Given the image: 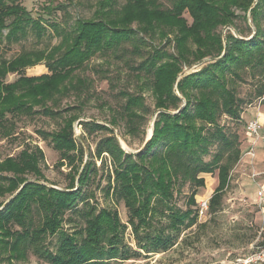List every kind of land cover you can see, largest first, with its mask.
Segmentation results:
<instances>
[{
    "label": "trees",
    "instance_id": "obj_1",
    "mask_svg": "<svg viewBox=\"0 0 264 264\" xmlns=\"http://www.w3.org/2000/svg\"><path fill=\"white\" fill-rule=\"evenodd\" d=\"M165 1L169 5L161 0H125L117 7L115 0H97L94 16L75 19L68 30L54 22L48 24L54 34H61L57 44L48 49L22 50L10 59L0 57L1 134L9 135L3 124L6 113L58 116L59 128L40 135L50 138L60 158L72 163L79 150L81 160L83 156V147L73 138L78 114L62 116L61 110L47 103L54 104L58 96L79 89L84 80L73 82L75 71L93 56L115 52L126 43H132L133 51L140 54L134 41L145 43L144 36L165 42L152 45L148 56L134 67L136 73L150 75L149 89L157 110L152 135L141 150L125 151L113 129L123 121L127 134L146 132L149 108L144 96L123 92L125 101L109 119L113 128L94 120L82 122L105 135L96 142L93 153L90 150L92 160L80 170L73 169L65 188L40 181L43 174L39 162L44 153L37 145L0 160V198L7 195L0 201V264L26 260L28 253L45 264H103L130 259L140 251L165 252L184 229L196 224L195 196L205 185L202 174L215 170L218 185L209 197L208 210L215 212L220 206L230 170L241 154L238 135L227 132L219 123L223 115L232 119L241 115L245 101L237 96L234 82L242 80L244 74L262 79L255 96L264 95V0ZM55 8L47 6L48 11ZM43 21L34 18L20 0H0V45L18 42L30 31L41 38L46 33ZM170 45L172 51L167 49ZM39 63L47 72H24ZM193 65L198 69L183 72L184 67ZM9 73L17 77L5 82ZM93 154L101 159L110 157L104 194L123 202L138 252H131L124 243L127 226L118 211L97 209L89 202L90 194L84 186L96 170ZM29 174L35 179L30 180ZM185 185L189 192L186 208L182 209L174 199ZM70 210L81 212L83 217V226L73 233L61 229ZM53 235H58V242L51 249L45 246V240Z\"/></svg>",
    "mask_w": 264,
    "mask_h": 264
},
{
    "label": "rangeland",
    "instance_id": "obj_2",
    "mask_svg": "<svg viewBox=\"0 0 264 264\" xmlns=\"http://www.w3.org/2000/svg\"><path fill=\"white\" fill-rule=\"evenodd\" d=\"M20 1L34 18L44 19L43 25L46 26V33L38 38L34 32L30 31L26 37L9 46L1 43L0 57L10 59L22 50L48 49L57 44L61 39V34H54L52 26L48 24L54 22L59 28L68 30L73 26L75 19H88L94 16L97 0ZM161 1L165 3V6L169 5L167 1ZM124 2L125 0H115V6L119 7ZM59 4L60 6L55 8ZM47 6L55 9L48 11ZM184 16L188 22L191 21L187 12ZM237 24L244 26L239 20ZM249 25L253 28L251 23ZM230 28L233 33L240 36L237 30ZM243 34L246 35L247 32ZM144 40L145 43L140 40L134 41L138 44L140 54L133 51L132 43H126L122 49L115 52L93 56L83 68L75 71L73 82H76L78 78L84 80L79 85V89H71L68 94L58 96V101L54 104L52 101L47 103L54 110H61L62 116L78 114L73 123V138L83 147L82 160L80 150L75 154L76 159L72 163L68 159H61L59 152L53 148L50 138L41 137L40 132H52L61 124L60 117H50L42 113L5 114L3 124L8 128L9 135L3 136L1 134L3 129L0 128V160L8 156H16L24 147L37 145L44 153L43 160L39 162L43 174L40 181L49 186L65 188L68 186L73 169L77 167L80 170L83 164L91 159L90 150L93 153L96 142L105 135L103 131L91 130L83 126L82 122L94 120L111 127L109 119L120 103L125 101L123 92L141 93L149 108L146 115L145 135L133 136L125 133L123 121L119 122L116 128L111 127L114 129L120 146L127 152H136L142 146L145 137L150 134L157 110L149 89L150 75H146L143 71L136 73L137 70L134 67L148 56L152 45L165 44L164 40L162 41L159 37L152 40L144 36ZM167 49L172 51V46H167ZM43 63L27 67L24 72L27 75L45 73L47 69ZM198 67L196 65L184 67L183 72H191ZM16 77L15 73H9L5 77V82L13 81ZM243 77L242 80L237 79L234 82L237 96L245 101L240 117L232 119L223 115L219 120L227 132H235L238 135L241 154L238 162L230 170L228 186L218 209L215 212L207 210L204 215L198 214L196 224L184 229L176 243L165 252L148 254L140 251L139 255H131L130 259L109 261L103 264H241L239 259L264 246V206L257 198V192L264 177V165L259 164L264 163V153H262V149L264 150V95L255 96L262 79L252 78L249 74H244ZM34 108L41 109L40 106ZM257 117L262 122L261 131L263 132L260 131L257 139H252L246 131V124ZM251 147L254 155L246 153ZM214 148L212 147V152ZM104 156L101 159L93 154L96 170L84 188L90 194L89 202L97 209L109 207L118 211L121 222L127 226L123 235L124 243L131 252H138L131 228L127 223V210L123 202L114 201V197H107L104 194L110 170V157L109 155ZM209 158L210 156L207 157ZM101 161L105 162L104 165ZM202 176L205 178V185L200 187L196 193L195 208L199 200L203 198L209 200L218 185L216 170L213 173H204ZM27 177L30 180L35 179L32 174ZM188 192V185H185L178 195L175 194L174 202L178 207L186 208ZM6 196L0 198V201L5 200ZM79 207L82 208V205L79 204ZM81 226H83L81 212L70 210L64 216L61 229L73 233ZM77 238L81 239L79 234ZM57 239L58 235L48 236L45 246L53 249L57 245ZM13 262L14 264H45L42 259L31 253H28L26 260H13Z\"/></svg>",
    "mask_w": 264,
    "mask_h": 264
},
{
    "label": "built area",
    "instance_id": "obj_3",
    "mask_svg": "<svg viewBox=\"0 0 264 264\" xmlns=\"http://www.w3.org/2000/svg\"><path fill=\"white\" fill-rule=\"evenodd\" d=\"M262 129V122L260 119L253 118L249 120L246 124V131L251 136L252 139H257L260 135V131ZM253 148H249L247 150V154L254 155ZM254 176V174H253ZM257 198L259 199V203L264 206V189L260 187L259 191L257 192ZM208 210V200L207 199H201L198 202L197 211L199 215H204ZM241 261V264H263L264 263V246L260 247L259 250H257L254 253H251L247 256H244L242 259H239Z\"/></svg>",
    "mask_w": 264,
    "mask_h": 264
},
{
    "label": "water",
    "instance_id": "obj_4",
    "mask_svg": "<svg viewBox=\"0 0 264 264\" xmlns=\"http://www.w3.org/2000/svg\"><path fill=\"white\" fill-rule=\"evenodd\" d=\"M152 126H153V123H152ZM151 135H152V128H151L150 134H148V135L145 137V140H144L143 145H142L137 151L141 150V149L145 146V143L150 139ZM122 148H123V147H122Z\"/></svg>",
    "mask_w": 264,
    "mask_h": 264
},
{
    "label": "crops",
    "instance_id": "obj_5",
    "mask_svg": "<svg viewBox=\"0 0 264 264\" xmlns=\"http://www.w3.org/2000/svg\"><path fill=\"white\" fill-rule=\"evenodd\" d=\"M264 130V129H263ZM261 132H263V131H261ZM264 145V144H263ZM262 153H264V150L262 149ZM259 164H263L264 165V163L263 162H261V163H259ZM263 179V181H262V184H261V187L264 189V177L262 178Z\"/></svg>",
    "mask_w": 264,
    "mask_h": 264
}]
</instances>
